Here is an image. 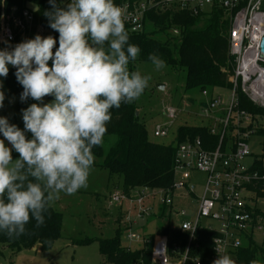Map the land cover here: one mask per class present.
Segmentation results:
<instances>
[{
    "label": "clouds",
    "instance_id": "1",
    "mask_svg": "<svg viewBox=\"0 0 264 264\" xmlns=\"http://www.w3.org/2000/svg\"><path fill=\"white\" fill-rule=\"evenodd\" d=\"M48 2L44 16L59 34L58 47L55 37L37 34L0 49V77L14 67L20 100L35 101L22 109L23 129L0 116V231L9 239L25 234L31 220L40 228L61 193L87 188L93 148L103 142L111 109L139 99L151 80L129 68L141 49L129 43L124 11L114 0ZM147 59L157 71L165 67L155 53ZM2 88L0 81V108ZM212 264L236 262L225 254Z\"/></svg>",
    "mask_w": 264,
    "mask_h": 264
},
{
    "label": "built area",
    "instance_id": "2",
    "mask_svg": "<svg viewBox=\"0 0 264 264\" xmlns=\"http://www.w3.org/2000/svg\"><path fill=\"white\" fill-rule=\"evenodd\" d=\"M215 0H164L154 5L152 2H127L121 6L125 14V25L131 32L139 33L144 29V17L150 9L160 6L184 11L192 16L210 10ZM221 7L229 11L239 8L231 18L229 31L230 53L235 58L233 90L229 102H224L216 94L211 100L204 91V101L194 106L200 107L197 117L212 122V134L219 135V144L215 149H206L198 138L178 146L174 162V184L168 191H158L163 196L160 205H165L172 215L186 217V211L174 205L173 199H194L195 212L180 227L166 226L173 231L189 237L188 246L181 251L180 245L174 244L170 250L166 235L157 234L152 243L153 264H206L201 254H192L191 247L196 246V232L205 229L214 234L212 253L207 264L219 255H229L235 262L237 251L245 240L257 236L264 241V161L253 158L250 166L245 161L252 157L249 146L254 131L248 127L253 124V117L237 107L236 90L242 92L257 106L264 108V56L260 45L264 36V0H218ZM58 37L54 32L42 26H36L31 11H11L9 16H2L0 22L1 49L14 47L16 44L32 39L35 35ZM14 68V67H12ZM190 102L184 101L180 106H168L163 115L167 121L154 127L155 138H166L175 122L191 109ZM221 126V129H218ZM232 126V129L230 127ZM226 138L230 140L224 144ZM202 173L206 179L200 187L192 183L194 173ZM178 176L180 177L178 179ZM156 196L146 193L145 189L135 191L127 196L120 189L110 195L112 205L122 207L125 201L135 208L138 221L150 218L153 208L147 205L150 198ZM127 223L131 224L128 218ZM216 224V226H213ZM128 239L139 240L134 233ZM145 242V239H144Z\"/></svg>",
    "mask_w": 264,
    "mask_h": 264
},
{
    "label": "trees",
    "instance_id": "3",
    "mask_svg": "<svg viewBox=\"0 0 264 264\" xmlns=\"http://www.w3.org/2000/svg\"><path fill=\"white\" fill-rule=\"evenodd\" d=\"M143 1L152 2L154 5L164 2V0H114L120 7L127 2ZM239 8L231 12L222 8L218 0H215L210 10L198 16L163 6L158 10L150 9L145 14L142 32H131L125 25L129 32V43L138 45L141 49L137 60L130 62V70H136L134 64L138 61L151 63L147 59L149 53L160 56L167 66L184 69L186 72L184 96L192 107L197 101L194 96L197 93L202 95L207 91L212 100L219 90L231 92L234 86L232 80L235 58L230 53L229 31L231 18ZM13 9H16L17 14L23 10L31 11L36 26H42L59 36L58 32L49 27V22L44 16V12L50 9L48 0H0V22L2 16H9ZM173 30L179 32L178 43L174 40L162 39V36L168 35ZM15 72V68H9L5 86L8 94L19 98L16 110L20 113V118L9 122L23 129L22 109L35 101L31 98L24 102L20 100L23 87L16 80ZM45 99L51 101L53 98L45 97ZM236 99L238 109L253 117V124L248 129L254 131V137L261 136L264 139V108L255 105L242 92L240 86L236 90ZM111 114L112 119L107 125L108 130L104 138L114 135L117 141L102 164L98 166L108 170L111 177L117 176L121 179V191L127 196H132L140 189L170 190L174 184L175 154L179 145L198 138L206 149H215L219 144L220 136L212 134L213 123L209 121L207 124L182 125L177 129L172 143L161 144L150 141L146 125L140 122L137 115L134 101L122 103L118 109H111ZM218 129H221V126H218ZM27 135L31 138L30 133ZM2 137L0 134V139ZM229 140L226 138L224 144ZM262 147L263 154L261 160L257 161L258 165L264 161V140ZM93 153L97 158L104 157L103 142L93 148ZM160 206L158 214L159 217L164 218L168 208L165 205ZM44 215L45 223L40 228H36L35 220H31L26 226L25 234L18 238L9 239L0 231V256H3V249L10 250L14 255L34 249L49 251L57 241L61 240L63 215L52 206ZM153 216H156V213ZM130 229L131 225L118 228L115 236L110 239H85L74 241V244L89 245L96 241L101 256L110 264H153L152 243L156 235L145 239L142 249L131 250L121 244L123 232ZM158 234L168 236L170 250L175 243L180 245L181 251L188 246L189 237L186 234L168 227L161 229ZM213 237L214 234L208 230L199 229L196 232L197 247L190 248L192 254H201L206 264L212 253ZM236 259V264H250L254 259L264 264V241L256 243L253 238H248L237 251Z\"/></svg>",
    "mask_w": 264,
    "mask_h": 264
},
{
    "label": "rangeland",
    "instance_id": "4",
    "mask_svg": "<svg viewBox=\"0 0 264 264\" xmlns=\"http://www.w3.org/2000/svg\"><path fill=\"white\" fill-rule=\"evenodd\" d=\"M166 36H162V39L174 40L178 43V31L173 30ZM11 67L9 65V68ZM134 68L143 75L151 76L148 87L139 99L134 101L140 122L146 125L150 141L170 144L174 141L176 131L180 126L208 123L194 114L200 112V107L195 105L188 109L187 113L180 116L171 128L168 137L155 138L153 136L154 127L167 121L163 115L164 109L168 106H180V103L187 101V97L184 96L186 72L184 69L172 68L167 65L157 71L152 63L141 61L136 62ZM0 81L3 82L2 90L5 93L4 107L0 108V116L7 117L10 122L18 120L20 113L16 110V105L19 98L8 94L4 77H0ZM160 85L165 87L164 90L159 89ZM216 94L221 95L224 102H229L230 91L219 90ZM194 96L197 100L196 103L199 104L204 101L201 93ZM45 102L51 101L45 99ZM263 140L261 136L250 138L249 146L252 157L245 161L246 166L251 165L253 158L262 157ZM116 141L117 137L114 135L103 138L104 157H95L87 188L80 189L74 195L61 193L60 199L51 205L63 215L62 239L57 241L49 251L28 250L14 255L10 250L3 249L0 264H110L101 256L96 241L89 245H77L74 244V241L110 239L115 236L118 228L131 225L130 231L123 232L121 244L131 250H139L144 246V239L154 235L157 236L161 229L169 225L178 228L193 215L196 209L194 199H177L175 197L173 199L174 205L182 207L186 211V217L176 215L170 217L168 209L166 211L168 214L166 213L164 218L159 217L158 212H160V202L163 196L158 191L151 190H146V193L153 195L156 192V196L147 201V205L153 208V212L156 213V216L152 218H144L145 220L138 221L135 208L127 201L123 203L122 207L112 205L110 195L115 193V189L121 190L122 181L117 176L111 177L108 170L100 168L98 165L102 164ZM5 144H8L6 140ZM8 146L10 147V145ZM13 157L18 158V154L14 151ZM205 179L206 176L202 173L196 172L192 175V183L198 187V194L200 193L199 186L203 185ZM128 218L131 220V224L127 223ZM213 226H216V224H213ZM130 232L138 235L140 239L130 241L127 237ZM261 239V236L256 238L258 242Z\"/></svg>",
    "mask_w": 264,
    "mask_h": 264
},
{
    "label": "water",
    "instance_id": "5",
    "mask_svg": "<svg viewBox=\"0 0 264 264\" xmlns=\"http://www.w3.org/2000/svg\"><path fill=\"white\" fill-rule=\"evenodd\" d=\"M260 51H261V54L264 56V36H263L262 41H261ZM164 88L165 87L163 85L159 86V89H161V90H164ZM137 115H138V113H137ZM34 250L36 251V249H34Z\"/></svg>",
    "mask_w": 264,
    "mask_h": 264
},
{
    "label": "crops",
    "instance_id": "6",
    "mask_svg": "<svg viewBox=\"0 0 264 264\" xmlns=\"http://www.w3.org/2000/svg\"><path fill=\"white\" fill-rule=\"evenodd\" d=\"M36 251H37V249H36Z\"/></svg>",
    "mask_w": 264,
    "mask_h": 264
}]
</instances>
